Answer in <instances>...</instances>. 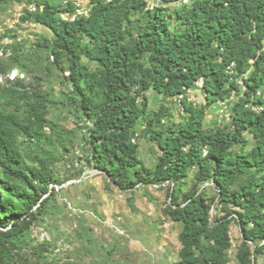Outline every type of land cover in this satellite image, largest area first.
I'll return each mask as SVG.
<instances>
[{"label":"trees","instance_id":"1","mask_svg":"<svg viewBox=\"0 0 264 264\" xmlns=\"http://www.w3.org/2000/svg\"><path fill=\"white\" fill-rule=\"evenodd\" d=\"M9 1L13 0L0 3ZM26 1L38 8L26 10L23 18H33L51 31L53 41L45 37L43 41L58 64L62 55L69 59L66 79L79 96L73 100L93 119L89 132L93 167L104 171L120 189L132 188L138 181L169 180L179 186L192 167L199 184L211 182L215 187L226 212L218 219L211 218L210 204L198 188L184 193L182 200L174 190L170 193L169 215L182 224L180 259L175 264H226L232 219L242 233L237 258L241 264H251L264 246L258 242L264 240V0H195L174 13L161 7L143 11L145 0H90L89 15L73 22L59 17L61 11L73 8L70 2ZM172 16L182 26L180 31L170 29ZM144 53L147 66L136 63ZM83 56L96 62L98 69L90 71L81 62ZM230 64L232 73L226 71ZM0 71L5 68L0 66ZM200 77L205 105L241 91L230 114L234 133L204 129L206 106L182 101L187 122L157 140L161 153L156 168L147 169L137 157V145L130 141L131 130L146 108L144 95L139 107L141 91L133 89L134 84L139 83L143 91L152 87L175 96ZM98 86L105 95L100 107L91 96ZM255 104L262 107L259 112L249 107ZM29 109L37 111L33 105ZM28 114L23 112L20 120L21 114L0 109V228L6 229H0V238H10L34 215V207L40 211L49 199L48 185L55 181L46 166L29 165L19 150V136L39 140ZM152 132L159 136V131ZM244 132L254 140L247 150L241 148L247 142ZM238 144L239 149L234 147ZM229 206L237 209L234 217L227 215ZM1 247L2 243L0 264Z\"/></svg>","mask_w":264,"mask_h":264},{"label":"rangeland","instance_id":"2","mask_svg":"<svg viewBox=\"0 0 264 264\" xmlns=\"http://www.w3.org/2000/svg\"><path fill=\"white\" fill-rule=\"evenodd\" d=\"M52 1L61 5L70 2L73 7L85 9L91 6L90 0ZM145 2L143 11L161 7L174 13L183 7L174 1ZM28 7L26 0L0 3V66L5 68L0 71V109L21 114L20 120L25 117L23 112H29L34 129L40 133L39 140L19 136V150L29 165L46 166L55 181L49 183V199L40 211L36 212L34 207V215L10 238H0L1 264H175L180 259L182 224L169 215L170 193L174 190L178 200H182L184 193L198 188L210 204L211 218L218 219L226 212L215 187L211 182L199 184L196 168L192 167L179 186L169 180L138 181L132 188L120 189L104 171L93 167L89 145L93 119L84 115L73 100H79V96L66 79L69 59L62 55L57 63L43 41L44 37L53 41V34L33 18H23ZM170 29H182L175 16ZM132 37L136 39V32ZM81 62L90 71L98 69L97 63L87 57L83 56ZM137 62L149 65L148 55L144 53ZM140 76L137 72L136 78ZM237 79L241 83V77ZM15 81L20 85L16 86ZM14 89L19 94L15 95ZM133 89L141 91L137 96L139 107L144 95L146 108L131 130L130 141L134 138L131 143L137 145L140 163L151 171L161 153L157 140L188 120L182 101L195 107L206 106L204 129L224 128L229 135L234 133L230 114L233 104L242 96L241 91H232L224 100L205 105L204 91L194 83L175 96H166L152 87L143 91L139 83ZM91 96L97 107L104 104L101 87H96ZM30 105L37 111L31 112ZM152 130L159 131V136ZM243 135L247 142L234 147L250 149L254 140L248 132ZM227 210L229 217L237 211L232 206ZM229 236L231 246L226 251V264H241L237 253L242 233L233 219ZM251 264H264V246L262 254L256 255Z\"/></svg>","mask_w":264,"mask_h":264},{"label":"built area","instance_id":"3","mask_svg":"<svg viewBox=\"0 0 264 264\" xmlns=\"http://www.w3.org/2000/svg\"><path fill=\"white\" fill-rule=\"evenodd\" d=\"M193 1H195V0H175L174 2H177L180 5H190ZM37 8L38 7L35 6L34 4H29L28 10L32 12V11H36ZM89 11H90V9H85L84 7L77 5V6H74L71 10L61 11L59 13V17L61 20L73 22L81 16L87 17L89 15ZM232 68H233V64H230L226 67V71L228 73H232ZM194 85H197V86L202 88L203 78L200 77L196 81H194ZM256 94L260 95V91H257ZM249 107L256 112H259L262 109V107L260 105H257V104L249 105ZM131 141L134 142V138H131ZM205 153H206V151L204 150V154ZM263 242H264V240L261 242V244Z\"/></svg>","mask_w":264,"mask_h":264}]
</instances>
